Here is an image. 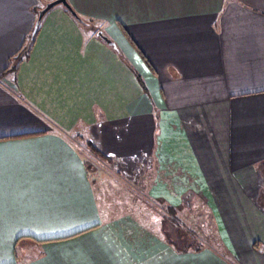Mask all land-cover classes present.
<instances>
[{
	"label": "crops",
	"instance_id": "crops-1",
	"mask_svg": "<svg viewBox=\"0 0 264 264\" xmlns=\"http://www.w3.org/2000/svg\"><path fill=\"white\" fill-rule=\"evenodd\" d=\"M51 1L0 0V264H264V0H68L19 58Z\"/></svg>",
	"mask_w": 264,
	"mask_h": 264
},
{
	"label": "rangeland",
	"instance_id": "rangeland-1",
	"mask_svg": "<svg viewBox=\"0 0 264 264\" xmlns=\"http://www.w3.org/2000/svg\"><path fill=\"white\" fill-rule=\"evenodd\" d=\"M84 144V141L83 143ZM82 146V145H81ZM84 148V146H82ZM89 153L86 154V159L91 163V164H94L96 163L95 165L97 166L98 164V172L102 173V175L104 177L101 178V182L100 184H98V186H96V190L97 193H98V197L100 198V204H105L106 207L108 208V210H114V212L116 213H119L121 212L120 214L118 215H121L123 213H125L126 211L128 212H133V213H136L137 215L139 214L140 211H142L141 209H143V207L141 206V202L140 200H123V198L125 197L124 195V190H123V185H121V179L123 181L124 180V177H123V174L121 172H118L117 170H114L112 166V164H109V163H102L101 161H99L97 159V157L95 156H92V155H88ZM98 161V162H97ZM118 175L120 176V179L118 177ZM105 176L108 177L107 179H105ZM98 181V182H100ZM101 185V187H99ZM130 186H132L131 184H128ZM130 188V187H129ZM139 190L136 189V188H130V194H132V196H134L135 194H138ZM131 196V198H132ZM125 202L127 204H125ZM152 203V202H150ZM155 207L154 204H147L144 208H149L150 212H152V214L154 215V217H157L159 218L158 214L153 212V208ZM141 208V209H140ZM116 213V214H117ZM135 214V215H136ZM191 217V215H189ZM154 217L152 218L151 221H148L146 222L147 225H153V227H155L156 225V220L154 219ZM189 219V220H191ZM181 220L182 222L184 223V221L186 220H183L182 217H181ZM197 220V218H196ZM144 221V220H143ZM145 222V221H144ZM197 222L199 223V221H192L190 223V221L187 223L189 224H194L195 225V230L197 231V235L201 236L202 233L203 234H206L205 237H207L209 235V233L212 235V231H207L209 230V228H207V230H202V228H199L198 225H197ZM170 225V224H169ZM191 230V229H190ZM204 231H206V233H204ZM190 238L196 240V242H198V237L197 236H193L191 235ZM206 239V238H205ZM207 240H209V238H207Z\"/></svg>",
	"mask_w": 264,
	"mask_h": 264
},
{
	"label": "trees",
	"instance_id": "trees-1",
	"mask_svg": "<svg viewBox=\"0 0 264 264\" xmlns=\"http://www.w3.org/2000/svg\"><path fill=\"white\" fill-rule=\"evenodd\" d=\"M74 10V9H73ZM69 11V10H68ZM75 11V10H74ZM71 13V12H70ZM77 14V13H76ZM75 17V16H74ZM78 21H80V22H82V23H84V24H86V25H89V24H87L88 22H86L83 18H81L78 14H77V17H75ZM41 23V22H40ZM40 23H39V25L34 29V32H33V34H32V36L28 39V42L26 43V45L24 46V48H23V52H22V54L20 55V57L19 58H21V56H23V55H27V53L29 52V50L32 48V46H33V43H34V40H35V37H36V34H37V32H38V29H39V26H40ZM20 61H21V59H20ZM82 139V138H81ZM81 143H83V140H82V142ZM84 144H85V146H86V148L88 149V151L91 153V154H93L94 156H96V157H98V158H100V159H106L105 158V156L99 151V149L98 148H96L95 146H93V144H91V142H89V141H85L84 142ZM179 241L178 240H176L175 239V241L178 243V244H185V242H186V238H184L182 241H181V235L179 234ZM176 238V237H175ZM178 239V238H177ZM181 241V242H180Z\"/></svg>",
	"mask_w": 264,
	"mask_h": 264
},
{
	"label": "water",
	"instance_id": "water-1",
	"mask_svg": "<svg viewBox=\"0 0 264 264\" xmlns=\"http://www.w3.org/2000/svg\"><path fill=\"white\" fill-rule=\"evenodd\" d=\"M58 5H62L64 8H66L67 10H69V12H71V14L75 17H77L76 12L73 10L72 6L70 5L68 0H54L51 2H48L45 4L44 8L41 9L38 12V20L36 23V27L39 25V23L42 21L43 17L49 12L51 11L54 7L58 6ZM100 37L108 44L115 46L114 43L108 38L106 37L103 33H99Z\"/></svg>",
	"mask_w": 264,
	"mask_h": 264
},
{
	"label": "snow or ice",
	"instance_id": "snow-or-ice-1",
	"mask_svg": "<svg viewBox=\"0 0 264 264\" xmlns=\"http://www.w3.org/2000/svg\"><path fill=\"white\" fill-rule=\"evenodd\" d=\"M5 167H6L5 159L2 155H0V192H2V188H3Z\"/></svg>",
	"mask_w": 264,
	"mask_h": 264
}]
</instances>
